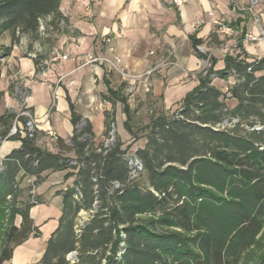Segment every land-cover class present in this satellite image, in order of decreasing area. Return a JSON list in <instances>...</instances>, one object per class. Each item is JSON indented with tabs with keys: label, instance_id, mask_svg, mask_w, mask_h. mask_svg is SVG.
<instances>
[{
	"label": "trees",
	"instance_id": "obj_1",
	"mask_svg": "<svg viewBox=\"0 0 264 264\" xmlns=\"http://www.w3.org/2000/svg\"><path fill=\"white\" fill-rule=\"evenodd\" d=\"M62 2L0 0V36L39 39L43 21L47 29L68 21ZM200 44L193 39L195 48ZM214 60L172 116L164 111L151 116L145 145L134 152L144 169L134 180L128 149L119 139L111 147L96 143L92 125L69 97L74 132L69 140L57 136L56 152L40 147L37 133L22 134L27 117L0 113L1 139L16 122L19 133L7 139L21 141L0 162V214L7 224L0 264L41 234L30 213L34 203L19 200L25 191L21 182L34 178L39 185L52 172L75 178L58 191L57 227L33 264H70L74 251L73 264H264V56L227 54L220 70H213ZM217 77L234 78L227 93L212 84ZM106 85L101 99L122 105L124 129L133 135L136 109L125 94L127 84ZM228 98L236 101L233 107ZM104 118L108 137L115 111L105 110ZM82 213L88 215L83 223Z\"/></svg>",
	"mask_w": 264,
	"mask_h": 264
},
{
	"label": "crops",
	"instance_id": "obj_2",
	"mask_svg": "<svg viewBox=\"0 0 264 264\" xmlns=\"http://www.w3.org/2000/svg\"><path fill=\"white\" fill-rule=\"evenodd\" d=\"M61 10L68 15L70 24L81 38L78 42L74 39L68 41L66 51H61L68 59L53 52L48 55L46 80L40 77V81L35 82L47 85L50 93L53 95L56 92L58 97L37 105L29 87L23 101L38 124L36 143L52 152L57 151V145L55 139L47 137L48 130H53L65 140H69L74 132L68 97L75 111L92 125L96 143L103 142L104 111L114 110L116 116V111L122 108L120 103L113 106L101 99L100 95L107 92L106 81H110L112 86L119 82L128 84L133 89V97L144 102L151 100L166 110L176 107L199 85L205 68L193 39L201 40L209 56L216 59L215 70L224 68L227 54L244 51L250 60L264 56V0H256L255 3L251 0H187L180 7L173 0H63ZM220 19L233 27V35L220 32L214 23V20ZM105 35L111 37L110 42L103 41ZM89 52L108 58L130 76H123L116 69L111 70L109 63L84 65L82 57ZM116 57L121 59L119 64L115 62ZM31 66L29 76L33 79L37 75L34 65ZM151 68H155L152 75L138 77ZM49 78L54 82H50ZM214 79L212 84L222 89ZM228 82L231 87L234 78L229 77ZM233 101L232 107L236 104ZM96 124L102 127L100 132H96ZM20 146L19 140L5 141L0 161ZM64 175L65 172H52L46 181L62 184L65 183ZM66 182L69 183V180ZM72 184H65L61 190ZM53 191L58 193L60 189ZM34 208L30 213L41 231L40 236H32L16 247L12 259L5 263L33 264L43 255L58 220L42 250L41 225L46 223V215Z\"/></svg>",
	"mask_w": 264,
	"mask_h": 264
},
{
	"label": "rangeland",
	"instance_id": "obj_3",
	"mask_svg": "<svg viewBox=\"0 0 264 264\" xmlns=\"http://www.w3.org/2000/svg\"><path fill=\"white\" fill-rule=\"evenodd\" d=\"M65 16L68 18L67 14ZM46 21H51V18H48ZM231 28L233 29V27ZM218 29L221 33L228 35L222 32L221 28ZM40 31V38L37 40H33L28 36H18L17 41L14 42L10 33H4L2 36H0V91L3 92V96L0 98V113H4L7 110H13L20 113L23 110V101L29 92V87L33 91V97L37 105L47 101H52L53 99L55 100L58 97L56 92H54L53 95L50 93L47 85L35 82L40 81V77L41 80L42 78L46 80L45 72L46 61L49 59L48 55L52 54L53 52L55 55L61 56V51H66L65 46L67 42L70 40L72 41L73 39L75 42H78V40L81 38L80 33L73 29L69 19L67 22L61 21L59 25L52 24L48 29L45 25V22L43 21ZM198 46L203 47L201 44ZM203 49L205 48L203 47ZM7 51H10L9 54H7ZM36 59L37 62L35 61ZM210 59L214 60L215 58L210 55ZM214 61L216 64V59ZM31 65H34L37 75L33 79L29 76L30 68L32 67ZM210 67H212V61L211 64H205L204 73H206V70ZM213 70H215L214 66ZM48 80L50 82H54L52 78H49ZM214 80L216 84L220 85L223 92H228L230 83L228 82L227 78L222 79L217 77ZM121 84L122 82L116 83L113 85V87L116 88ZM129 89L132 88H130V86L127 84L125 94L128 96L131 108L136 109V112L132 116L133 135L124 129L123 123L125 121V114L123 113L122 108L121 110L116 111L117 126L115 125L112 131H116V139H119L121 143H123L122 148L128 149V156H135L134 152L145 145V134L147 133L146 127L150 123L151 116L155 112L158 114L161 111H164L168 116H172L179 108V105L166 110L164 107L152 103L151 100L148 101L146 99L144 102L138 97H133V93L130 92ZM226 102L230 107H232L234 104L233 99L230 98H228ZM21 115L27 117V131L32 134L34 130L33 134H36V121L34 120L31 111H24V113H21ZM62 119L65 120L66 118L63 117ZM29 123L32 125L31 129L28 126ZM224 125H227V122ZM95 130L96 132H100L102 130L101 125L96 124ZM118 130L121 131L124 136ZM112 131L110 132L109 137L111 136ZM47 135L49 139L50 137L55 140L57 139V134L55 132H47ZM109 137H105L103 142L108 141L107 138ZM5 141L13 140H0V151ZM1 154L2 153L0 152V155ZM74 178L75 177L69 178V183L66 182L67 180H64L65 183L62 184L58 182L49 183L44 181L43 183L36 185L34 183V179L32 178H25L21 182V187L24 188L25 191L19 200L23 201V203L31 201L35 205V211L40 210L41 213L46 215V223L41 225L43 239L40 238V247L42 250L44 248L45 241L49 236L48 234L51 232L53 225L60 217L62 211V198L57 195L58 193L56 191L53 190L55 188H59L61 190L65 184L69 185L72 183ZM140 181L141 183L145 182L143 175ZM87 216V214L82 213V219L87 218ZM20 221L21 218L18 216L15 220V224L19 225ZM6 227V219L4 218L3 214H0V248L3 244L4 231ZM76 261L77 259H75V262Z\"/></svg>",
	"mask_w": 264,
	"mask_h": 264
},
{
	"label": "built area",
	"instance_id": "obj_4",
	"mask_svg": "<svg viewBox=\"0 0 264 264\" xmlns=\"http://www.w3.org/2000/svg\"><path fill=\"white\" fill-rule=\"evenodd\" d=\"M255 1L256 0H251V3H255ZM173 2L177 6L180 7V6H183L185 3H187V0H173ZM214 23L218 26V28H225V29L229 30V34H230L229 25H227L224 20H222V19H220V20H214ZM103 41L104 42H110L111 41V37L109 35H105L103 37ZM110 50H113V48H111ZM196 50L198 52L204 54V55H207V58H203L205 64H211V62H210V56H209V53H208L207 50H205V49H199V48H197V46H196ZM62 58L63 59H68V56L67 55H62ZM82 60H83V64L84 65H95V64H100V63H109V65H110L109 68L111 70L112 69H116L121 75H123V76H130L129 73H127L126 71H123L122 69L118 68L108 58H106L104 56H101V55H98V54H96L94 52H89V53L84 54L83 57H82ZM115 62H116V64H119L121 62V59L118 58V57H116L115 58ZM154 71H155V68L148 69V70L144 71V73H142L138 77H140V78L149 77L150 75H152L154 73ZM135 77H137V75ZM132 85H133V83H132ZM129 91L133 93V89H129ZM23 106L24 107H23V110L20 112V115H21V113H24V111H30L25 106V104H23ZM27 123L28 122H26V124L24 126V131H22V134L23 135H28L29 137H34L36 134H30V132L27 131ZM36 126H37V131H38V124L37 123H36ZM79 127L81 128V126H79ZM47 132H54V131L53 130H48ZM17 133H19V130H18L17 123L15 122L14 125H13V127H12V129L10 130L9 134L7 135V137L5 139H1V137H0V140H6L9 136L16 135ZM115 142H116V131H113L112 141H111V144H109V147H111ZM143 170L144 169L142 167V168H139V173H130V178L133 179V180L134 179H137L139 177V175L143 172ZM115 185H116V183H115ZM87 218L82 219V223Z\"/></svg>",
	"mask_w": 264,
	"mask_h": 264
},
{
	"label": "bare ground",
	"instance_id": "obj_5",
	"mask_svg": "<svg viewBox=\"0 0 264 264\" xmlns=\"http://www.w3.org/2000/svg\"><path fill=\"white\" fill-rule=\"evenodd\" d=\"M229 29H230V34H229V30H227L225 28H221V31L224 32V33H226V34H228V35H232L234 33V29H232L231 27H229ZM197 48L203 49V47H201V46H197ZM28 126H29L30 129L32 128L31 123H29ZM33 127H34V125H33ZM33 133H34V130H33ZM112 135H113V131L111 133V136L110 137L108 136L109 137V138H107L108 141L104 142V146L105 147H109V144H111ZM127 159H128L129 164L131 165V169H132L131 170V173H139V168H142L143 165L140 162V160L136 157V155L135 156L134 155L133 156H128ZM76 256H77V252L76 251H74V252H72V253H70L68 255V260H69L70 264L75 263V259H77Z\"/></svg>",
	"mask_w": 264,
	"mask_h": 264
}]
</instances>
